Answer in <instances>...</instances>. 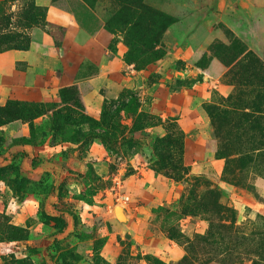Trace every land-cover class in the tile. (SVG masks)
<instances>
[{"label": "rangeland", "instance_id": "obj_1", "mask_svg": "<svg viewBox=\"0 0 264 264\" xmlns=\"http://www.w3.org/2000/svg\"><path fill=\"white\" fill-rule=\"evenodd\" d=\"M172 1H0V51L30 47L37 29L51 34L61 49L65 29L49 21L48 6L75 4L87 30H104L114 36L112 44H124L126 63L136 70L155 66L149 81L171 99L164 115L146 103L128 115L117 111L123 101L108 103L99 121L86 114L79 90L67 104L20 102L27 118L45 117L41 124L18 121L0 129V264H252L264 218V183L253 181L256 171L234 174L228 159L217 156L250 146L230 143L245 128L230 126L224 114L210 118L206 106L234 111L243 104L241 114H252V100L264 96V68L256 71L261 80L255 82L248 66L264 56V0H254L243 18L246 7L229 9L226 22L213 23L209 36L198 27L179 41L182 28ZM240 53L249 62L242 85L234 77L238 65H226ZM182 91L194 94L184 108ZM230 95L237 99L224 102ZM99 134H111L112 143ZM38 141L67 145L56 157L46 153L42 179L30 177L36 160L26 148ZM94 142L108 154L102 177L101 166H93ZM67 162L75 170L84 166V174L55 166ZM143 165L151 180L139 174ZM117 195L129 197V205ZM224 224L231 228L223 230ZM211 226L212 237L198 238ZM259 245L263 252V236Z\"/></svg>", "mask_w": 264, "mask_h": 264}, {"label": "crops", "instance_id": "obj_2", "mask_svg": "<svg viewBox=\"0 0 264 264\" xmlns=\"http://www.w3.org/2000/svg\"><path fill=\"white\" fill-rule=\"evenodd\" d=\"M253 2L254 0H173L171 4L176 10L175 14L180 19L179 24L182 28L176 40H188L198 27L209 32V36L213 32H210L213 23L226 22L228 18L226 11L229 9L237 11L246 7V14L240 12L243 18L249 15ZM48 18L56 27L65 29L62 48L55 47L51 34L37 29L28 50L9 49L0 52V106H5L8 102L58 105L61 104L59 95L61 90L77 88L81 93L86 114L96 121L101 119L106 102L107 104L128 102V92H132L140 104L146 103L152 113L162 112L164 115L171 99L168 92L163 94L158 92L156 84L149 81L155 66H150L147 70H136L133 65L126 63L124 44L121 42L112 44L111 39L114 36L104 30L96 32L87 30L80 24L75 4L67 2L50 4ZM180 95L182 105L180 107L184 108L192 101L194 94L193 91L191 93L182 91ZM44 117L34 122L41 124ZM181 119L184 117L181 116ZM65 145H52L50 142L43 144L40 141L27 145L26 148L30 149L32 155L35 154L36 160L30 177L40 179L46 177V173L41 170L46 153L56 157L62 151H67ZM90 148L98 161L93 166L94 168L101 166V173L97 174L102 177L107 173L104 158L108 157V154L96 142L92 143ZM75 154H79V151L76 150ZM63 165L71 168V162L55 164L61 169ZM83 169L84 166L80 170H72L84 174ZM139 174L148 180L153 178V173L144 165ZM135 176L137 175L130 178L133 179ZM144 178L141 181L137 177L140 182H143Z\"/></svg>", "mask_w": 264, "mask_h": 264}, {"label": "trees", "instance_id": "obj_3", "mask_svg": "<svg viewBox=\"0 0 264 264\" xmlns=\"http://www.w3.org/2000/svg\"><path fill=\"white\" fill-rule=\"evenodd\" d=\"M227 37L229 38V33L227 34ZM28 48H21L20 50H28ZM6 51V50H4ZM3 52V51H0ZM243 53L238 54L236 56H231V60L227 62V66L231 69L235 68L236 65H238L240 72H236L234 74V77L236 78V82L238 85H242L246 80L242 76V71L245 69V65L249 64V62L245 63V59H243ZM252 62L249 67H252L254 70V76H252V73L250 74V80L253 77V80L255 82H259L261 80L258 75H256V71L258 69L264 68V56L263 59H251ZM247 61V59H246ZM241 81V83H240ZM246 83V82H245ZM78 93L77 88H69L64 89L60 91V98L62 103L67 104L69 100H72L75 95ZM237 99L234 95H230L228 99L223 100L224 102H231L232 100ZM238 99H240L238 97ZM241 101V99H240ZM239 101V102H240ZM138 98L132 94L128 100V102L124 103L122 107H119L117 111L119 113H125L128 115L129 109L136 106L138 104ZM28 105H36L40 106L41 104H27ZM103 112L105 113V106ZM25 104H20V102H8L5 106H0V129L3 127H6L8 125H12L15 122L21 121V122H34L38 118L42 117V115H34L30 119L26 117L25 115ZM236 107L234 111L229 110H221L220 107L217 105L211 104L206 106V112L209 115L210 118H218L221 116V114H224L226 116V121L229 122L230 126L238 127V129L245 128V130L242 131L241 134H237L234 137L229 139L230 143H243L248 144L250 147L242 150V151H233V150H227L226 152H220L217 151L216 154L220 159H228L229 163L231 164V171L234 174H242L243 172H249L250 170L254 173L256 171V175L254 178V182H263L264 183V96H261L260 94L257 95L251 102L250 108L252 109V114H241L243 110H245L243 104H236ZM102 112L101 118L103 119L104 113ZM238 117V118H237ZM102 130V128H101ZM100 130V131H101ZM96 134V133H95ZM98 136V135H97ZM100 137L104 138V142L112 143L111 140V134L102 135L99 134ZM166 137L160 138V141H164ZM110 140V141H109ZM116 140V139H115ZM114 140V141H115ZM253 186L252 188H255L254 183L251 184ZM211 195V194H210ZM262 227L258 228L262 229L260 233H257L255 237L258 239L256 240V244L259 247V249H256L255 252H253V259L252 264H264V247H262L263 252L261 251L260 247L262 245H259L260 238L264 237V218H262ZM261 226V225H260ZM223 230H228L231 228V226L223 225L221 226ZM210 232L206 234L205 237H198V238H210L212 237V230L213 227H210ZM257 230V231H258ZM205 240V239H204ZM255 241V238L254 240ZM11 264V263H9Z\"/></svg>", "mask_w": 264, "mask_h": 264}, {"label": "built area", "instance_id": "obj_4", "mask_svg": "<svg viewBox=\"0 0 264 264\" xmlns=\"http://www.w3.org/2000/svg\"><path fill=\"white\" fill-rule=\"evenodd\" d=\"M116 184H117V186H118V188L120 189L121 188V186H122V184H121V182H120V180H117L116 182H115ZM117 201H123V205L124 206H127V205H129V203H130V198L129 197H127V196H119V195H117Z\"/></svg>", "mask_w": 264, "mask_h": 264}, {"label": "water", "instance_id": "obj_5", "mask_svg": "<svg viewBox=\"0 0 264 264\" xmlns=\"http://www.w3.org/2000/svg\"><path fill=\"white\" fill-rule=\"evenodd\" d=\"M121 213H122V209L121 208H117L116 209V214L119 216V215H121Z\"/></svg>", "mask_w": 264, "mask_h": 264}]
</instances>
